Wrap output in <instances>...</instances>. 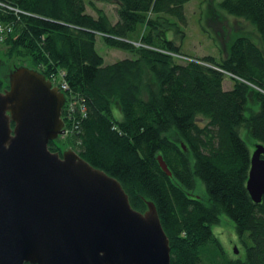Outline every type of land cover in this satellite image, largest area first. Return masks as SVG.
<instances>
[{
    "label": "trees",
    "instance_id": "obj_1",
    "mask_svg": "<svg viewBox=\"0 0 264 264\" xmlns=\"http://www.w3.org/2000/svg\"><path fill=\"white\" fill-rule=\"evenodd\" d=\"M108 1L116 22L102 9L90 14L86 0H0V23L12 28L0 46L48 79L63 76L67 143L117 179L135 210L155 204L171 264H264V199L255 204L247 189L252 150L241 135L264 145V0L221 2L256 27L261 44L240 35L220 63L182 52L191 0ZM172 30L180 44L167 38ZM98 36L134 58L106 65ZM49 149L62 155L55 140ZM198 180L207 199L193 196ZM222 216L235 223L245 259L228 257L214 235Z\"/></svg>",
    "mask_w": 264,
    "mask_h": 264
},
{
    "label": "water",
    "instance_id": "obj_2",
    "mask_svg": "<svg viewBox=\"0 0 264 264\" xmlns=\"http://www.w3.org/2000/svg\"><path fill=\"white\" fill-rule=\"evenodd\" d=\"M66 101L44 74L27 67L13 72L10 89L0 92V264H171L153 202L145 213L135 210L117 179L72 149L62 156L49 149L66 135ZM158 161L172 176L162 156ZM247 189L261 204L260 143Z\"/></svg>",
    "mask_w": 264,
    "mask_h": 264
},
{
    "label": "rangeland",
    "instance_id": "obj_3",
    "mask_svg": "<svg viewBox=\"0 0 264 264\" xmlns=\"http://www.w3.org/2000/svg\"><path fill=\"white\" fill-rule=\"evenodd\" d=\"M88 4V12L94 16H97V9L104 10L110 17L112 22L117 21V4L108 0H86ZM223 0H191L185 6V12L187 16V25L182 26V30L185 32V38L183 39L182 52L186 56H190L197 59H203L207 56L214 57L216 62L220 63L226 52L231 46L232 42L240 35L250 37L257 44H261L259 33L256 27L245 21L244 19H238L226 12L222 11L220 4ZM169 40H175L180 44L181 34L176 33L174 30L167 33ZM97 50L100 55L105 59L106 65L114 64L123 59H133L134 56L126 51L113 49L102 40L101 36H98ZM7 46H0V82L2 86L0 88H9L11 85V74L18 68L27 67L35 70L28 61H19L16 59H8ZM183 59H186L183 57ZM57 81H62V75L58 74ZM234 86L233 76L227 74L224 81V89L230 90ZM251 103V107L253 108ZM66 108V107H65ZM114 114L116 118H121V112L118 108H114ZM201 124H204L203 119H199ZM241 135L244 140L249 144L252 153L255 150V145L247 133L246 129L241 131ZM67 134L61 136L55 140L60 147V152H64L72 149L67 143ZM73 150V149H72ZM75 151V150H74ZM197 188L193 196L207 199V193L204 184L198 180ZM148 210V206L146 211ZM145 213V212H142ZM214 235L221 242L226 255L233 259H245L246 248L240 241L236 232L235 223L222 216L219 225L213 226Z\"/></svg>",
    "mask_w": 264,
    "mask_h": 264
},
{
    "label": "built area",
    "instance_id": "obj_4",
    "mask_svg": "<svg viewBox=\"0 0 264 264\" xmlns=\"http://www.w3.org/2000/svg\"><path fill=\"white\" fill-rule=\"evenodd\" d=\"M0 7H4V5L1 2H0ZM11 32H12V28L9 25L0 23V44L5 42V40L7 39L8 35ZM51 81L54 87H57L61 92L66 94V91L69 89V86L65 81H63V76H62V81L60 82L57 81V77H53Z\"/></svg>",
    "mask_w": 264,
    "mask_h": 264
},
{
    "label": "flooded vegetation",
    "instance_id": "obj_5",
    "mask_svg": "<svg viewBox=\"0 0 264 264\" xmlns=\"http://www.w3.org/2000/svg\"><path fill=\"white\" fill-rule=\"evenodd\" d=\"M10 89V86H9V88H3V89H1V92H5V91H7V90H9ZM12 128H15V125H14V123H12Z\"/></svg>",
    "mask_w": 264,
    "mask_h": 264
}]
</instances>
